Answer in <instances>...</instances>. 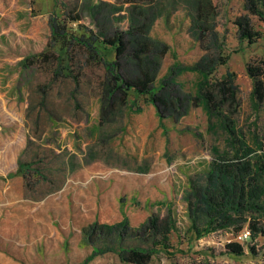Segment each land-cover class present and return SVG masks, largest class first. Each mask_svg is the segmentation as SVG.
Instances as JSON below:
<instances>
[{"label":"rangeland","instance_id":"rangeland-1","mask_svg":"<svg viewBox=\"0 0 264 264\" xmlns=\"http://www.w3.org/2000/svg\"><path fill=\"white\" fill-rule=\"evenodd\" d=\"M75 1L0 0V264H137L119 254L132 247L149 253L146 264H264L263 234L249 239L244 226L239 233L219 228L198 237L189 209L193 189L212 185L206 173L221 157H234L223 118L252 149L250 157L264 156V100L254 105L246 68L251 63L264 70V22L249 11L247 0H202L209 29L199 39L185 1L169 0L150 35L170 46L156 85L166 78L175 111L160 114L139 97L138 107L129 104L98 126L99 101L89 97L102 67L81 69L80 88L72 95L70 78L53 76L46 63H38L29 99L23 90L22 98L12 95L18 61L44 47L49 15ZM83 16L91 20L87 12ZM240 20L261 37L249 44ZM212 32L218 39L210 40ZM208 43L212 54L226 56L210 82L231 71L236 85L234 98L212 115L202 99L194 100L203 77L191 66L205 54L200 44ZM88 102L90 116L83 121ZM52 114L55 129L48 121ZM20 160L33 164L28 185ZM239 215L264 228V209ZM151 217L169 226L167 241L164 232L147 227ZM95 224L110 228L109 238L86 234ZM231 241L243 245L244 253L229 252Z\"/></svg>","mask_w":264,"mask_h":264},{"label":"trees","instance_id":"trees-1","mask_svg":"<svg viewBox=\"0 0 264 264\" xmlns=\"http://www.w3.org/2000/svg\"><path fill=\"white\" fill-rule=\"evenodd\" d=\"M186 8L191 10L192 19L199 30V39L208 35V29L203 25L205 11L202 0H184ZM248 9L257 14L264 22V0H247ZM72 6L63 9V13H51L47 19L49 35L44 47L34 53L23 55L18 61V71L12 83L13 96L29 99L30 88L38 68V63H46L51 68L53 76L70 78L74 85L72 95L80 88L81 69L87 65L102 67L103 76L97 86H92L93 93L89 101L98 100L99 115L98 126L109 115L121 111L125 106H135L139 97L146 102L155 104L160 114L174 112L176 103L172 92L165 91L166 78L156 85V75L162 59L170 52V46L150 35L154 22L164 17L166 5L169 0H76ZM175 3V2H173ZM90 17L88 23L84 22L83 13ZM72 25H75L73 27ZM241 37L249 44L255 42L261 34L248 27L244 20L237 22ZM218 39L217 33H211L210 40ZM205 50L192 68L199 71L203 77L198 88V95L194 100L202 99L204 106L212 115L220 103L228 98H234L236 85L235 72H225L221 80L211 83L209 76L218 64L226 62V56L211 53L210 44H200ZM112 55V56H111ZM264 64V62H262ZM247 74L252 79L251 98L258 106L264 100V70L262 67L248 63ZM25 86V87H24ZM216 94L220 96L216 98ZM182 98L178 97V102ZM84 109L87 121L90 116L89 106ZM220 113V111H219ZM221 114V113H220ZM55 115L48 117V121L56 128L58 120ZM222 125L230 135L229 144L234 149V157L220 158L212 170L206 173L207 182L212 185L205 189H193L189 203L190 213L193 217L192 225L198 235L206 236L222 228L241 232L244 226L248 229V238L253 239L259 234L264 235V228L254 219L242 217L239 213L245 209L263 210L261 200L264 196V156L250 157L252 149L241 139H236L235 130L223 118ZM45 134V133H44ZM236 142L240 143L236 146ZM37 154V153H36ZM18 169L25 178L27 185L30 166L27 161H19ZM42 177V173H38ZM211 188V190H210ZM216 206V207H214ZM235 212L230 214L229 211ZM202 217V218H201ZM201 220V221H200ZM199 221L202 227H198ZM157 217L148 219L147 227L151 231L164 232L163 241H167L166 232L169 228L166 223H159ZM91 238L110 236V228L95 224L86 229ZM153 243H157L154 241ZM161 243V242H158ZM163 247H168L163 245ZM229 252L241 255L244 253L243 245L238 241L226 244ZM254 249V246H251ZM123 261L146 264L150 258L148 252H142L138 247L120 251Z\"/></svg>","mask_w":264,"mask_h":264},{"label":"built area","instance_id":"built-area-1","mask_svg":"<svg viewBox=\"0 0 264 264\" xmlns=\"http://www.w3.org/2000/svg\"><path fill=\"white\" fill-rule=\"evenodd\" d=\"M244 235L247 237L248 236V232H245Z\"/></svg>","mask_w":264,"mask_h":264}]
</instances>
